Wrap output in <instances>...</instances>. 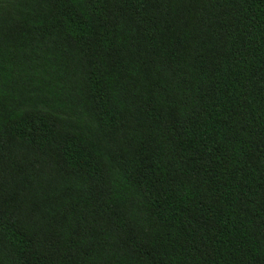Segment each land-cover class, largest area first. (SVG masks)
<instances>
[{
    "label": "trees",
    "instance_id": "obj_1",
    "mask_svg": "<svg viewBox=\"0 0 264 264\" xmlns=\"http://www.w3.org/2000/svg\"><path fill=\"white\" fill-rule=\"evenodd\" d=\"M0 264H264V0H0Z\"/></svg>",
    "mask_w": 264,
    "mask_h": 264
}]
</instances>
